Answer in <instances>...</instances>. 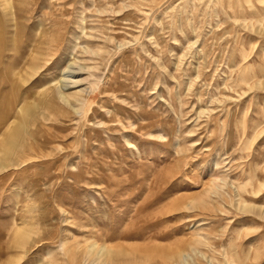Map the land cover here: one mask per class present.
<instances>
[{"label":"rangeland","instance_id":"1","mask_svg":"<svg viewBox=\"0 0 264 264\" xmlns=\"http://www.w3.org/2000/svg\"><path fill=\"white\" fill-rule=\"evenodd\" d=\"M8 150L0 264H264V0H0Z\"/></svg>","mask_w":264,"mask_h":264},{"label":"bare ground","instance_id":"2","mask_svg":"<svg viewBox=\"0 0 264 264\" xmlns=\"http://www.w3.org/2000/svg\"><path fill=\"white\" fill-rule=\"evenodd\" d=\"M57 91H55V92H50V91L43 92L39 102L37 104H35L33 106V108L31 106V108L27 107V108L22 110L23 111V115L26 114L27 117H29V118L31 117V118H33L35 120H38L37 117L43 116L44 111L48 112L49 114L52 113V114L57 115L58 110L60 109V105L57 102L58 98L65 99V101L66 100H67V102L69 101L70 104H71V102H77V100L79 101L80 97H79V93L78 92H76V94L74 93L75 95H74V97H72V99H74V100L70 101L71 100V98H70L71 96L70 95H68V94L67 95L66 94L60 95V94L57 93ZM44 118H47V117H44ZM25 123H27V121ZM22 127H23V125H22ZM23 130H25L28 133V135L31 134V132H32V131L29 132L27 128H24ZM16 157H17L16 154H13V152L10 151V150H8L7 153H5L3 151H0V172L4 171L8 167L15 166L17 164V162H18ZM112 250L113 249H107L104 246L100 247V248H96V245L95 246L92 245V246H90L88 248V251H89L90 254H92V253H94V254L96 253L97 255L100 254V256H103L104 258H106L108 260L117 261V262H121L122 263L124 261L123 260L124 256H121V255H125V257H126V252L125 253H121V252H118V251H115V250L112 251ZM177 256L178 255L176 253L170 252V253L165 255V258H176Z\"/></svg>","mask_w":264,"mask_h":264}]
</instances>
